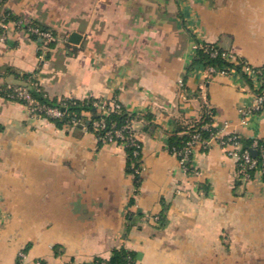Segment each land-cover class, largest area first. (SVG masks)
<instances>
[{
	"label": "crops",
	"instance_id": "1",
	"mask_svg": "<svg viewBox=\"0 0 264 264\" xmlns=\"http://www.w3.org/2000/svg\"><path fill=\"white\" fill-rule=\"evenodd\" d=\"M6 12L49 26L57 42L9 24L0 85L35 71L51 98H115L142 154L136 180L124 148L82 121L58 127L0 97V264H18L22 248L20 264H84L119 248L134 264H264V175L238 179L216 143L197 146L198 173L184 174L167 148L209 111L252 146L264 137L251 79L191 65L214 44L263 66L264 0H0Z\"/></svg>",
	"mask_w": 264,
	"mask_h": 264
},
{
	"label": "built area",
	"instance_id": "2",
	"mask_svg": "<svg viewBox=\"0 0 264 264\" xmlns=\"http://www.w3.org/2000/svg\"><path fill=\"white\" fill-rule=\"evenodd\" d=\"M8 16L9 12L0 16V18L3 19L0 20V27L2 26L0 29H2V31L4 30V27H6L4 23L10 20L8 19ZM10 21L9 22L11 26H13L14 28L23 31L26 34L35 35L40 40H55V36L51 31L47 29H41L37 25L32 24L31 22H24L23 20L14 18ZM2 31L0 32V34L2 33ZM0 38L3 39V36H1ZM204 49L206 52H208L211 57L220 56L225 60V62L231 64H225L221 68L216 67L214 65H207V71L211 74H229L231 72H239L244 74L247 78L251 79V81L253 82V84L256 85L257 88V92L254 95L252 109L254 111L264 110V65L259 67L251 66L238 54L230 51L221 50L211 44L208 46H204ZM23 89L18 88L17 92L19 95L25 97L26 91ZM94 105L103 109L104 114H107L109 111H118L120 109V104L119 102L115 101V99L110 100L108 102V106H106L105 102H97L94 103ZM43 110L45 114L53 117L63 116V112L55 106H43ZM239 112L241 115V123H245L248 114L250 113V110L248 108H241L239 109ZM104 126V120L103 118H101L100 120H96L92 128L95 131H99L103 129ZM114 126L115 124L113 123L112 128L106 130L104 135H102L100 139L109 142L113 141L114 138L116 140L118 139L125 146H131L132 156L136 157V160L140 159L139 157L141 154V143L137 140L135 133H130V124L126 123L125 126L122 125L120 128H115ZM228 126V122H223L220 125H215L214 115L211 111H209L208 120L200 126V129L208 131L206 137L202 136L201 132L197 130L190 134L189 139L182 146L167 147L168 150L177 157L181 171L184 174L193 175L198 173L197 168L192 159V155L197 146L207 148L212 143H216L221 148H223L226 151V154L233 158V160L235 161V174L238 179L249 181L252 177L253 170L264 175V137L260 138V143L258 142V140H255L254 145L252 146V148L257 149L261 159L260 166L256 167L257 159L251 153V150L247 148H242L240 142V135L234 131L228 130ZM125 134L128 136L127 139H125ZM139 171L140 166L135 169L136 173H139ZM34 264H38V262H35Z\"/></svg>",
	"mask_w": 264,
	"mask_h": 264
},
{
	"label": "trees",
	"instance_id": "3",
	"mask_svg": "<svg viewBox=\"0 0 264 264\" xmlns=\"http://www.w3.org/2000/svg\"><path fill=\"white\" fill-rule=\"evenodd\" d=\"M8 13V12H6ZM17 19L15 15H13L11 12H9L8 19ZM34 25H37L41 29H50L49 26L42 24L41 22L38 21H33L31 22ZM33 39H37L35 35H31ZM53 44V42H50L49 45ZM208 46L210 44H203L197 49L195 57L192 59L191 65L197 64V63H202L204 65H214L216 67L221 68L223 65H231L228 62H225L223 58L220 56L216 57H211L208 52L205 51L204 46ZM215 46L214 44H211ZM216 47V46H215ZM238 68V67H237ZM17 79L20 80L22 84L26 83V79L30 78L28 81H32L31 73L27 72H22L18 73ZM247 79V78H246ZM30 83V82H29ZM0 88H2V91L0 92V96H7L6 93L10 92V89L7 88L6 84L0 85ZM29 92L33 98L38 100L39 104H44L47 106H55L58 107L62 112L63 116L61 117H53L50 115H47L43 113V116L54 122L58 127H64L67 124H71L74 122H79L82 121L84 125L87 126L88 130H93L92 128V122L95 120H100L103 118L104 120V128L99 130L98 138L102 135H104L105 131L108 129L112 128V124H115V128H120L122 125L128 122L130 120L131 114H129L125 108L120 104V109L118 111H109L107 114H102L101 110L99 107L95 106L93 102H105L106 106H108V102L106 100L100 99V98H94V97H89L84 100H79L76 98H51L47 94L44 93L41 89L35 88L34 86H29ZM115 101L118 102V100L115 99ZM82 111H88L90 113L88 120H85L83 115L81 114ZM208 120V112H205L202 114L201 118L197 121L192 123L189 127L187 128V132L185 131L184 134L182 135H172L169 138L168 147L171 146H176L180 147L182 146L188 139L189 136L192 132L199 130L202 134V136L206 137L208 134L207 130L200 129V126ZM97 132V131H96ZM120 141V140H118ZM240 142L242 145V148H247V149H254L252 148V141L243 138L240 136ZM258 142L260 143L261 140L259 139ZM99 143H101V139L99 140ZM126 153H127V165H128V170L131 171L132 168L130 167L132 162H136V157L132 156V147L131 146H126L125 147ZM256 150V154L254 155L255 158L257 159V166H260L261 159H260V154ZM254 171V170H253ZM252 171V175L254 172ZM134 253L130 250L124 249V248H119V249H114L112 251V254L110 258L108 259L110 264H134ZM103 260L102 259H94L92 262L89 263H84V264H102Z\"/></svg>",
	"mask_w": 264,
	"mask_h": 264
},
{
	"label": "rangeland",
	"instance_id": "4",
	"mask_svg": "<svg viewBox=\"0 0 264 264\" xmlns=\"http://www.w3.org/2000/svg\"><path fill=\"white\" fill-rule=\"evenodd\" d=\"M0 20H3L2 18H0ZM10 20H12V19H10ZM9 20V21H10ZM21 20V19H20ZM9 21H7V22H5L4 23V25L6 26V27H4V30L2 31V29H0V32L2 31V33L0 34V37L1 36H3V39H1V40H4L5 38H6V36H7V32H8V30H9V24H10V22ZM2 27V26H1ZM0 27V28H1ZM16 29V28H15ZM16 30H18V29H16ZM50 31V30H49ZM55 36V40L54 41H47V40H45L44 42L46 43V44H49L50 42H53V44H55L56 42H57V36L56 35H54ZM66 38H64V40H65ZM31 73V77H32V81H28L30 78H27L26 79V83L25 84H22L21 82H20V80H17V82L16 83H13V84H6V86H7V88H9L10 89V92H7L6 93V97L4 96H0V97H3V98H6V99H9V100H13V101H17V102H20V103H22L23 105H25L26 106V108H27V110H28V112H29V114L31 115V116H33V117H39V118H41V117H43V118H46L45 116H43V106H46V107H50V106H47V105H44V104H39V102H38V100H36L35 98H33L32 96H31V94H30V92H29V86H34L35 88H38V89H41L42 91H44L43 89H42V87H41V85H40V83H39V78H38V74H37V72H30ZM30 82V83H29ZM18 88H21V89H23V90H25L26 91V96L24 97V96H21V95H19L18 94V92H17V90H18ZM2 91V88H0V92ZM44 93L45 94H47L45 91H44ZM62 98H66V99H70L69 97H60V99H62ZM59 99V98H58ZM115 99V98H114ZM113 100V99H112ZM34 103V104H33ZM93 103H97V102H93ZM37 104H39V105H37ZM35 109H37V110H35ZM101 109V108H100ZM101 113L102 114H104V112H103V109L101 110ZM95 122H96V120L95 121H93L92 122V127L94 126V124H95ZM128 124H130V126H131V129H130V133L132 132V133H135V130H134V128H133V126H132V124L130 123V120H128V122H127ZM126 124V123H125ZM125 124H124V126H125ZM84 128L86 129V130H88L87 129V126L85 125L84 126ZM89 131H92L95 135H96V137H97V139H98V141L100 140L99 138H98V134H99V131H95V130H89ZM135 135H136V133H135ZM125 136V139H127L128 138V136L125 134L124 135ZM136 138H137V136H136ZM121 139V138H120ZM122 140V139H121ZM138 140V139H137ZM139 141V140H138ZM101 143H103V144H117V145H120V146H122L123 148H124V150H125V145L124 144H122L120 141H118V139L116 140L115 138H114V140L113 141H111V142H109V141H104V140H102L101 139ZM168 147V146H167ZM125 152H126V150H125ZM140 152H142V146H141V150H140ZM142 154V153H141ZM141 154H140V159H141ZM126 156H127V153H126ZM140 159H138V160H136V162L134 161V162H132L131 163V165H130V167L132 168V170H131V172L134 174V176L136 175V180H137V174L138 173H136L135 172V169L136 168H138L139 166H140V164L138 163L139 161H140ZM25 255H26V250H25V248L23 249H21V250H19L18 252H17V255H16V258L18 259V264H20L21 262V260L22 259H24L25 258ZM35 262H38V264H46L45 262H43L42 260H40V259H35V260H33L30 264H34ZM102 264H110L109 263V261L108 260H103L102 262H101ZM67 264H74V263H72V262H68Z\"/></svg>",
	"mask_w": 264,
	"mask_h": 264
},
{
	"label": "water",
	"instance_id": "5",
	"mask_svg": "<svg viewBox=\"0 0 264 264\" xmlns=\"http://www.w3.org/2000/svg\"><path fill=\"white\" fill-rule=\"evenodd\" d=\"M78 38H79V34L76 32H71L70 37H69V41L72 43H77L78 42ZM251 153L253 155L256 154V150L255 149H251Z\"/></svg>",
	"mask_w": 264,
	"mask_h": 264
}]
</instances>
